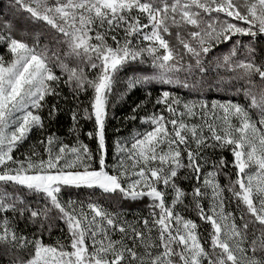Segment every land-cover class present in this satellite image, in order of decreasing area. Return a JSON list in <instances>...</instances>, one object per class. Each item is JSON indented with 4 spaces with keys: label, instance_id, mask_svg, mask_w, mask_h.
Masks as SVG:
<instances>
[{
    "label": "snow or ice",
    "instance_id": "1",
    "mask_svg": "<svg viewBox=\"0 0 264 264\" xmlns=\"http://www.w3.org/2000/svg\"><path fill=\"white\" fill-rule=\"evenodd\" d=\"M0 264H264V0H8Z\"/></svg>",
    "mask_w": 264,
    "mask_h": 264
},
{
    "label": "trees",
    "instance_id": "2",
    "mask_svg": "<svg viewBox=\"0 0 264 264\" xmlns=\"http://www.w3.org/2000/svg\"><path fill=\"white\" fill-rule=\"evenodd\" d=\"M7 3H8V0H0V8H3V6L6 5ZM208 95L210 97L214 96L218 98H226V93H223V92H212V93H209ZM139 98H142V94L139 92H134L130 94L128 97H126L124 100L117 102L115 107L112 109L114 116L116 118H121V119H110V124H109L110 131L108 133L109 144H111V141L114 138V135H115L113 131L114 129L120 128L121 129L120 135H124L126 134V130H130L133 127L132 123H128L127 125H124L122 121V117L123 115H126L128 113L133 101H136ZM69 123H70V120L67 114L60 113L57 117V122L55 123L54 127L59 129L61 135H64L66 134V129ZM88 127H90V125H86L85 130H87ZM139 207L143 208V205H140Z\"/></svg>",
    "mask_w": 264,
    "mask_h": 264
}]
</instances>
